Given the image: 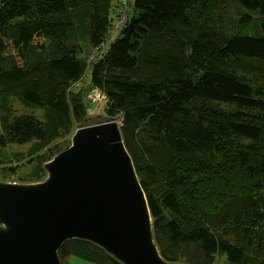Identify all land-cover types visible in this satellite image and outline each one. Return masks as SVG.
Returning <instances> with one entry per match:
<instances>
[{
    "label": "trees",
    "instance_id": "1",
    "mask_svg": "<svg viewBox=\"0 0 264 264\" xmlns=\"http://www.w3.org/2000/svg\"><path fill=\"white\" fill-rule=\"evenodd\" d=\"M100 105L166 260L264 264V0H0V179L43 180Z\"/></svg>",
    "mask_w": 264,
    "mask_h": 264
},
{
    "label": "water",
    "instance_id": "2",
    "mask_svg": "<svg viewBox=\"0 0 264 264\" xmlns=\"http://www.w3.org/2000/svg\"><path fill=\"white\" fill-rule=\"evenodd\" d=\"M36 182L0 180V264H60L70 239L122 264H182L160 253L144 189L118 120L77 127Z\"/></svg>",
    "mask_w": 264,
    "mask_h": 264
},
{
    "label": "rangeland",
    "instance_id": "3",
    "mask_svg": "<svg viewBox=\"0 0 264 264\" xmlns=\"http://www.w3.org/2000/svg\"><path fill=\"white\" fill-rule=\"evenodd\" d=\"M128 1H129L130 6H132L134 0H128ZM119 3L120 2H118V4ZM124 7L126 8V13H125V16L122 17V19H121V21L119 22L118 25H122L124 23V21L127 19L126 16H127L128 6H127V3L126 2H124ZM113 16H114V14H113ZM115 24L117 26L116 17H114V25ZM118 35H119V32H113L112 35L110 36L109 40L107 41V43L105 45V48H107V46L109 45V43L111 41L115 40V38H117ZM88 80H89V78L86 79L87 82H88ZM93 110L95 112V116H92L93 118L92 117H89L88 120H87V122L84 125H86V124H94V123H98V122H102V121H107V119L105 118V114L102 111L101 105L100 106L93 107ZM226 262L227 261H226L225 255L220 254V256L218 255L216 257V260L214 261L213 264H226ZM70 263L71 264H97V263H94V262H91V261H88V260H84L82 258H78V257H75V256H72L70 258Z\"/></svg>",
    "mask_w": 264,
    "mask_h": 264
},
{
    "label": "built area",
    "instance_id": "4",
    "mask_svg": "<svg viewBox=\"0 0 264 264\" xmlns=\"http://www.w3.org/2000/svg\"><path fill=\"white\" fill-rule=\"evenodd\" d=\"M124 16H125V14L123 15V17ZM89 98L91 99L92 102L99 103L103 99V96L100 93H98L97 91H95L89 95ZM90 115L94 116L92 111L90 112Z\"/></svg>",
    "mask_w": 264,
    "mask_h": 264
}]
</instances>
